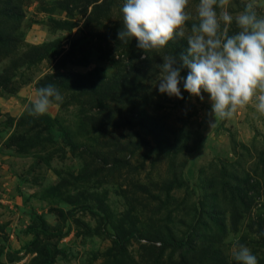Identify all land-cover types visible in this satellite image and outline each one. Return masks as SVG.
<instances>
[{
  "label": "rangeland",
  "instance_id": "obj_1",
  "mask_svg": "<svg viewBox=\"0 0 264 264\" xmlns=\"http://www.w3.org/2000/svg\"><path fill=\"white\" fill-rule=\"evenodd\" d=\"M123 3L0 0L14 23L0 45V264H237L238 244L264 264V114L210 128L207 93H160L162 57L187 42H123ZM49 83L63 103L30 116ZM170 237L187 245L162 248Z\"/></svg>",
  "mask_w": 264,
  "mask_h": 264
},
{
  "label": "clouds",
  "instance_id": "obj_2",
  "mask_svg": "<svg viewBox=\"0 0 264 264\" xmlns=\"http://www.w3.org/2000/svg\"><path fill=\"white\" fill-rule=\"evenodd\" d=\"M230 9L231 0H196L191 10L190 0H124L120 9L119 39L135 38L145 54L186 40L187 48L179 55L162 57L158 90L184 99L182 83L184 91L201 102L207 93L210 128L249 106L264 114V14L257 0H247L236 13ZM233 24L236 31L230 33ZM185 69L186 77L181 75ZM63 101L60 90L49 83L37 89L28 114L44 115L53 103ZM233 256L237 264H258L243 244Z\"/></svg>",
  "mask_w": 264,
  "mask_h": 264
},
{
  "label": "trees",
  "instance_id": "obj_3",
  "mask_svg": "<svg viewBox=\"0 0 264 264\" xmlns=\"http://www.w3.org/2000/svg\"><path fill=\"white\" fill-rule=\"evenodd\" d=\"M103 12H104V10H103ZM0 21H2V22H0V45H5L7 42L6 38H9V35L11 36L12 31H14V28H13L14 23H12L13 22L12 20L11 21L9 20L8 16H5L3 19H0ZM123 49H125V48H123ZM7 80H8V77H6L5 75L4 76L1 75L0 76V85L2 82L6 83ZM43 118L49 124L52 122L51 117H43ZM224 194H226V197H227V194H228L227 191H225ZM44 230H45V232L47 231L46 228H44ZM28 232L34 234L35 236H38V235L40 236V231H38L37 226H31V228L28 229ZM132 234H134V233H131L130 235H132ZM195 235H196L195 241L197 242V245H198V242L200 240H202L204 242L205 241L209 242L208 234L207 233H198V228L195 231ZM187 242H188V240H185V239L175 240L172 237H170L162 243V248L168 249L169 247H171L173 245H176L179 248H183L184 246L187 245ZM192 242H193V240H192ZM196 242H195V244H196ZM32 244H37V240H35L34 243H32ZM23 249L25 251H31L32 250L30 244L25 245L23 247ZM15 256H16V253L13 254V258H15ZM44 257H45V259L43 260V262L41 264H54L55 259L52 256V254H46V255H44Z\"/></svg>",
  "mask_w": 264,
  "mask_h": 264
}]
</instances>
